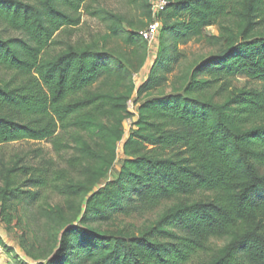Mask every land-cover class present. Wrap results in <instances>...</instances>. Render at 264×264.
<instances>
[{
    "label": "trees",
    "instance_id": "trees-1",
    "mask_svg": "<svg viewBox=\"0 0 264 264\" xmlns=\"http://www.w3.org/2000/svg\"><path fill=\"white\" fill-rule=\"evenodd\" d=\"M122 1L142 10L143 19L86 9L88 0H0V71L13 75L0 82V147L47 141L59 154L74 150L70 167L84 164L91 182L66 181L67 170L52 171L53 160L43 169L7 170L26 180L6 178L2 212L34 205L50 188L88 197L82 226L89 218L110 222L115 212L130 216L174 201L138 236L71 227L62 237L76 233L78 251L91 264H264V175L258 170L264 167V0H167L148 80L136 89L130 74L129 85L116 92L93 91L115 72L110 58L89 46L50 50L61 44L60 33L81 25L83 11L108 34L125 33L128 44L147 48L140 32L153 22L152 0ZM212 26L223 39L218 57L198 65L172 93L160 92L169 78L155 71L170 60L167 43L178 50ZM238 76L261 88H234ZM133 99L137 121L125 138ZM121 144L126 159L118 178L95 191L115 168ZM212 239L230 242L213 249Z\"/></svg>",
    "mask_w": 264,
    "mask_h": 264
},
{
    "label": "rangeland",
    "instance_id": "rangeland-1",
    "mask_svg": "<svg viewBox=\"0 0 264 264\" xmlns=\"http://www.w3.org/2000/svg\"><path fill=\"white\" fill-rule=\"evenodd\" d=\"M98 8L125 14L134 20L143 19L142 10L129 6L122 0H88L86 9ZM159 35L155 41L148 43L147 48L142 45L128 44L125 33H119L116 36L108 34L102 22L91 17L87 11H83L81 25L74 30L60 33L57 41L61 44L54 46L50 53L55 55L68 46L92 47L99 54L110 58L111 65L115 68V72L96 85L93 91L114 90L116 92L125 85H129L130 74L138 89L151 75L159 53ZM222 48L223 39L220 37L217 26L206 28L203 38L193 40L187 45H180L178 50L174 49V44L168 42L167 51L170 60L165 65H158L155 71L156 75H166L169 78L168 85L160 92L170 94L173 87L180 88L186 76L193 73L194 69L204 61L218 57ZM144 57L146 61L142 67ZM12 78V74L0 71V82L10 81ZM233 87L260 89L261 83L238 76L233 80ZM138 105L135 99L128 103L131 114L124 124L125 138H128L137 121ZM81 136L88 139L87 135L81 134ZM68 137L67 135L66 139ZM122 144L119 147V157L115 168L95 187V191L118 178L126 159ZM75 156L77 152L74 150L57 153L52 143L47 141H22L3 145L0 147V191L5 189L7 177L11 181L18 177L17 180L21 183L26 180V178H20L19 175H8L7 170L24 166L43 169L52 160L54 162L51 167L52 171L67 170L66 181L82 182L90 186L89 175L85 173L86 168L83 169L84 164L78 171L70 167L69 161ZM258 170L264 175V167H258ZM87 198L83 196L66 197L50 188L43 190L36 204H18L14 210L10 208L6 213L2 212L0 201V237L3 241L0 245V264H91L85 253L78 251L76 233L67 232L62 237L66 228L77 227L87 233L93 231L115 233L124 229L138 236L142 230L155 223L174 204V201H161L145 213H134L130 216L115 212L114 220L110 222L89 218L82 226V203ZM7 213L11 215L10 223L5 222ZM82 240L87 241V235H83ZM229 242V239H212L209 245L213 249H220L227 246ZM60 256L61 258H58Z\"/></svg>",
    "mask_w": 264,
    "mask_h": 264
},
{
    "label": "built area",
    "instance_id": "built-area-1",
    "mask_svg": "<svg viewBox=\"0 0 264 264\" xmlns=\"http://www.w3.org/2000/svg\"><path fill=\"white\" fill-rule=\"evenodd\" d=\"M168 6L167 0H152L151 7L153 13V22L143 31L140 32L141 36L148 42L152 43L156 40L161 29L160 14Z\"/></svg>",
    "mask_w": 264,
    "mask_h": 264
}]
</instances>
